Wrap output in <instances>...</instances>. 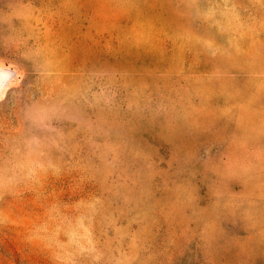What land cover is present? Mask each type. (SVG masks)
<instances>
[{"label":"rangeland","instance_id":"rangeland-1","mask_svg":"<svg viewBox=\"0 0 264 264\" xmlns=\"http://www.w3.org/2000/svg\"><path fill=\"white\" fill-rule=\"evenodd\" d=\"M260 57L264 0H0V264H264Z\"/></svg>","mask_w":264,"mask_h":264},{"label":"crops","instance_id":"crops-1","mask_svg":"<svg viewBox=\"0 0 264 264\" xmlns=\"http://www.w3.org/2000/svg\"><path fill=\"white\" fill-rule=\"evenodd\" d=\"M259 61H261V62H264V57L263 58H259ZM261 71H263L264 72V70H261ZM261 76H264V74L263 75H261ZM263 146V145H262ZM264 147V146H263ZM261 156H264V153H261Z\"/></svg>","mask_w":264,"mask_h":264}]
</instances>
